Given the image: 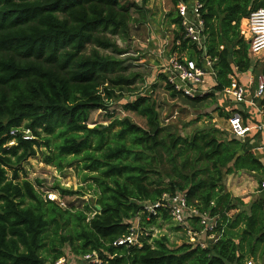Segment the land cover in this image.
<instances>
[{
    "label": "trees",
    "instance_id": "trees-1",
    "mask_svg": "<svg viewBox=\"0 0 264 264\" xmlns=\"http://www.w3.org/2000/svg\"><path fill=\"white\" fill-rule=\"evenodd\" d=\"M149 1L139 6L127 0H0V264H54L63 257L84 264L82 258L94 252L100 261L93 264H246L250 259L264 264V193L245 203L226 189L227 176L235 172L264 175L259 158L264 151L255 148L259 131L241 139L210 123L183 134L170 122L172 115L162 120L156 85L122 106L144 119V126L111 109L122 97L115 95L116 88L130 87L138 76L115 74L126 69L119 56L127 51L104 33L127 38L132 9L144 14ZM182 1L171 0L174 10L166 15L174 26L172 51L187 52L198 62L206 54L216 58L215 75L208 77L207 94L187 97L159 74L171 98L194 106L222 99L237 72H256L257 84L264 65L255 68L241 24L264 9V0H198L205 51L185 36L178 11ZM258 103L264 114V94ZM233 109L221 110V116L241 110L237 104ZM97 110L110 119L107 126L89 127ZM253 112L241 111L245 124H257ZM39 151L44 162L60 169L78 161L98 190L94 206L79 208L71 200L61 205L21 179L23 164ZM54 189L63 197L83 195ZM178 193L197 212L188 215L187 227L203 231L200 220L206 214L217 221L207 233L216 240L204 234L177 245L167 236L153 237L160 221H172L170 210L158 207L150 213L143 203ZM136 220L141 246L116 245ZM176 229L187 234L179 225Z\"/></svg>",
    "mask_w": 264,
    "mask_h": 264
},
{
    "label": "rangeland",
    "instance_id": "rangeland-1",
    "mask_svg": "<svg viewBox=\"0 0 264 264\" xmlns=\"http://www.w3.org/2000/svg\"><path fill=\"white\" fill-rule=\"evenodd\" d=\"M127 1L137 3L139 6L142 4V0ZM182 2H185L188 6L194 3L193 0H185ZM173 10L174 6L171 0H150L145 7L144 14H137V10H135V8L132 9V20L129 24L130 30L127 38H124L122 33L115 35L104 33L115 40L120 48L127 51L124 55L119 56V58L125 60L123 66H125L126 69L121 72H116L115 74H137L138 76L130 87H124L123 90L121 87L116 88L115 95L122 97L120 99L116 97L115 104H113L114 106L111 105V109H116L115 114L120 118L128 116L133 122L144 126V119L135 116L131 112H125L122 106L126 102L135 100L142 94L150 93L153 90V86L156 85L155 97H157L163 121L165 120L167 122V117L172 115L170 122H172L178 130L182 129L183 134L206 128L210 123H214L218 128L225 130L229 135L230 117L221 116V110L228 113L233 112V106H235V104L230 102L226 96H223L222 99L217 96L218 98L215 97L214 101L209 99L200 105L194 106L187 104L181 97L175 99L171 98L170 94L165 89L166 82L158 79L159 74H164L168 67L170 56L174 54L172 51V30L174 26L170 25L166 18V15ZM245 22L241 24V33L246 38L248 37V30ZM92 47L93 46L89 45L88 52ZM177 55L188 58L187 52H182ZM253 58L256 61L255 68H260L261 65H264V51L260 54L253 55ZM256 86L257 84L254 85V89H256ZM254 89L251 88L248 90L247 98L251 97ZM251 108H253V106H251ZM110 122V119L104 115V113L102 114L100 110H97L90 115L89 127L100 124L107 126ZM188 123L191 125L185 127ZM258 125H264V123L257 122V126ZM261 129L262 130H258L259 133L256 135L257 145L255 148L264 151V126ZM26 138H31L30 131L26 132ZM43 150H45V148H43ZM64 164L62 169L56 165L47 164L44 162L41 151H39L34 158L28 159L23 164L20 178L33 183L43 197L47 196L49 193H53L60 202L64 201L65 204L67 200H71L74 204L80 206L79 208H84L85 204L94 206L98 198V190L95 185H92L93 182L91 180L85 178L86 171L84 172L80 169V163H78V161H73L71 164H68L67 161ZM234 174L228 175L226 179H231ZM9 176L12 177L11 171H9ZM234 177L235 179L231 181L232 185L237 187L238 192L244 194L246 197V194H252L253 190H258L260 186L262 187L263 181L256 175H254V179L258 182L257 187L256 185H253L254 187L252 185L246 187L239 182L237 174ZM38 181L41 182V186L38 185ZM256 181H254L253 184H256ZM56 186L72 189L74 192H80V194L83 195L63 197L58 190L54 189ZM78 199L79 201H77ZM153 230V237L167 236L171 244L178 245L189 240V237H192L188 233L185 234L183 230L176 229V225L173 221H160V225L153 227ZM65 251L69 253L70 249L66 247ZM254 263L259 264L258 261H254Z\"/></svg>",
    "mask_w": 264,
    "mask_h": 264
},
{
    "label": "built area",
    "instance_id": "built-area-1",
    "mask_svg": "<svg viewBox=\"0 0 264 264\" xmlns=\"http://www.w3.org/2000/svg\"><path fill=\"white\" fill-rule=\"evenodd\" d=\"M202 4L195 0L193 5L188 6L185 2H181L178 5V11L183 20V27L185 36L198 47L199 50H206L205 41L206 36L204 33V23L202 18L201 8ZM247 20L248 41L250 44V52L252 55L260 54L264 51V9H258L250 14ZM175 54V53H174ZM170 56L169 64L164 74L166 75L168 83H170L175 90L181 92L183 96L197 97L207 94L210 90L208 77L215 75L213 64L216 62V58L212 59L210 56L204 55L198 62L195 59L183 58L177 54ZM200 63V64H199ZM254 86V83L250 85H244L238 83L235 78L231 87L226 88L223 92V96L237 105H243L244 108L235 111L229 118V132L232 135L238 136L241 139H245L249 133L254 130H262L264 125H247L244 123V117L241 111L243 110H256L261 114V108L258 100L264 94V76H260L257 81L256 89L253 90L250 98H247V92ZM249 104V105H247ZM239 105V106H240ZM247 105V106H246ZM253 106V108H251ZM249 107V108H248ZM251 113V112H250ZM263 113V112H262ZM253 114H255L253 112ZM264 188V182L262 183ZM52 201H59L57 196L53 193L45 196ZM61 205L64 203L60 202ZM143 207L145 211L155 213L156 208L164 207L170 210L172 221L175 225H179L187 230V233L191 236H195L199 239L200 235H204L208 232H212L217 225V221L208 215H202L200 224L203 226V231L200 233L194 232L190 227H187V217L190 213L197 214L194 210H189L186 204V195L184 193H178L175 196H169L165 194L160 202H144ZM143 233L138 227V220L134 221L133 227L128 236L121 238L115 242L116 245H137L141 246L140 236ZM208 239L216 240L217 237L213 234L207 235ZM200 244L205 246V243L200 240ZM82 260L84 264L97 263V254L85 255ZM54 264H70L66 258H61ZM246 264H255L253 260H248Z\"/></svg>",
    "mask_w": 264,
    "mask_h": 264
},
{
    "label": "crops",
    "instance_id": "crops-1",
    "mask_svg": "<svg viewBox=\"0 0 264 264\" xmlns=\"http://www.w3.org/2000/svg\"><path fill=\"white\" fill-rule=\"evenodd\" d=\"M193 1H195V0H193ZM246 21V22H245ZM246 23V25H247V20L246 19H244L243 21H242V24L243 23ZM248 36H249V34H247ZM245 37V36H244ZM247 39H248V37H246ZM255 75H257V73L256 72H254V71H251V72H246V73H236V76L235 77H233V78H235L236 79V81H238V83H240V84H244V85H250L251 83H254V80H255ZM259 79V78H258ZM258 81V80H257ZM255 87L254 86H252V89H254ZM238 106V105H237ZM241 109H243L244 108V106H239ZM243 107V108H242ZM251 117L253 118V119H256V120H258V122H263L264 123V114L261 112V114H259V113H257V114H253V115H251ZM262 120V121H261ZM257 149V148H256ZM258 150L259 151H261V149H259L258 148ZM262 152V151H261ZM261 157V158H260ZM259 158L263 161L264 160V156L263 155H260L259 156ZM234 174V173H233ZM232 174V175H233ZM237 174V177H239V182L242 184V185H245L246 187L247 186H250V185H256V187H257V185H258V182L254 179V175H256V176H258V178H261V180L264 182V175H259V174H257V173H255V172H250V171H246V170H243V171H238V172H235V174H234V176ZM234 176H232V178L231 179H229V180H227L226 181V189L229 191V192H231L234 196H239V197H241L244 201H245V203H249L250 201H252L254 198H257V197H259V196H261L263 193H264V188L263 187H259V189L258 190H253L252 192V194H250V193H248V194H246L247 195V197L246 196H244V194H240L239 192H238V188L237 187H234L233 185H232V183H231V181L233 180V179H235V177ZM254 181H256V184H253V182ZM262 182V183H263ZM253 186V187H254Z\"/></svg>",
    "mask_w": 264,
    "mask_h": 264
},
{
    "label": "water",
    "instance_id": "water-1",
    "mask_svg": "<svg viewBox=\"0 0 264 264\" xmlns=\"http://www.w3.org/2000/svg\"><path fill=\"white\" fill-rule=\"evenodd\" d=\"M97 209H98V210H101V207H100V206H97Z\"/></svg>",
    "mask_w": 264,
    "mask_h": 264
}]
</instances>
